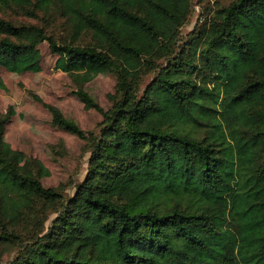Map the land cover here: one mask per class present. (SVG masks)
Listing matches in <instances>:
<instances>
[{"label":"trees","instance_id":"1","mask_svg":"<svg viewBox=\"0 0 264 264\" xmlns=\"http://www.w3.org/2000/svg\"><path fill=\"white\" fill-rule=\"evenodd\" d=\"M194 0H0L48 22L0 15V66L113 71L111 106L82 87L98 129L42 101L83 138L71 194L5 139L0 110V264H264V0H231L183 34ZM65 32V33H64ZM82 85V84H81Z\"/></svg>","mask_w":264,"mask_h":264},{"label":"rangeland","instance_id":"2","mask_svg":"<svg viewBox=\"0 0 264 264\" xmlns=\"http://www.w3.org/2000/svg\"><path fill=\"white\" fill-rule=\"evenodd\" d=\"M230 1L194 0L191 18L182 28L183 34L189 33L215 5ZM0 15L28 22L39 21L58 36L62 30L59 17L46 22L13 8L1 10ZM41 49L43 58L39 71L19 73L0 66V110L6 113L12 107L14 111L6 124L4 137L13 148L21 149L44 163L50 171L41 177L45 186H60L65 194H71L75 183L82 180L87 171L90 155L87 142L55 125L51 111L35 95L59 107L66 117L84 130H96L103 118L102 113L95 108H86L76 91L83 86L101 106L108 109L112 104L108 95L115 91L117 77L113 71H63L55 66L57 55L50 51L48 42L42 43ZM18 250L0 243V261L5 263Z\"/></svg>","mask_w":264,"mask_h":264}]
</instances>
